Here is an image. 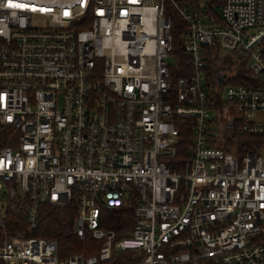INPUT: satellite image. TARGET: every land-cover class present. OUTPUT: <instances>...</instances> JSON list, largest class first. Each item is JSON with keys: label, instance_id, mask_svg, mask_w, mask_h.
Returning <instances> with one entry per match:
<instances>
[{"label": "built area", "instance_id": "obj_1", "mask_svg": "<svg viewBox=\"0 0 264 264\" xmlns=\"http://www.w3.org/2000/svg\"><path fill=\"white\" fill-rule=\"evenodd\" d=\"M172 11L188 58L173 84ZM216 12L201 0H0V264H264V0ZM222 96L239 119H221ZM238 136L260 141L238 154ZM18 197L27 231L40 204L73 203V233L99 248L60 259L54 241L10 231ZM103 208L130 211L129 229L103 228Z\"/></svg>", "mask_w": 264, "mask_h": 264}, {"label": "trees", "instance_id": "obj_2", "mask_svg": "<svg viewBox=\"0 0 264 264\" xmlns=\"http://www.w3.org/2000/svg\"><path fill=\"white\" fill-rule=\"evenodd\" d=\"M198 3L200 0H191ZM205 5L206 13L217 14L216 7H219L223 0H201ZM170 21L171 35L173 39L170 57L173 64H168L171 84L178 78L183 77L188 72V58L185 55L181 40L184 24L181 18L172 11L167 13ZM173 89V88H172ZM215 105L220 109L221 102L215 101ZM176 126L181 130L179 138L177 159L183 158L184 149L187 144L189 127H182L181 121H177ZM245 139V140H244ZM258 138L248 136H238L236 143L239 145V154L248 149H254L259 143ZM230 150V149H229ZM17 207L7 214V227L10 231L17 232L24 230L28 237L52 240L56 243L58 257L64 259L74 253H82L86 256L94 254L99 248V242L86 236L83 239L77 237L72 231V223L77 215V207L72 203L65 207L53 206L48 203L40 204L38 207V227L31 231L26 230L25 212L28 205L26 198L18 197ZM133 219L130 211L124 212L120 209L101 210V226L105 229H113L122 232L129 229ZM195 264H212L208 260H200Z\"/></svg>", "mask_w": 264, "mask_h": 264}, {"label": "rangeland", "instance_id": "obj_3", "mask_svg": "<svg viewBox=\"0 0 264 264\" xmlns=\"http://www.w3.org/2000/svg\"><path fill=\"white\" fill-rule=\"evenodd\" d=\"M217 11H219V7H216L215 8ZM228 56V52L226 51H218V58L219 59H225L227 58ZM173 59L171 57H169L168 59V64H173ZM239 65V68L238 66H236V69H238L243 75L247 76L249 74V68H248V64L247 63H243V62H239L238 63ZM221 102V107H220V112H219V115L221 117L222 120H225V121H233V120H237L240 118V114H239V111H238V107L233 104V103H227L225 102L223 96L220 100ZM211 115L214 116V115H217V113H213L211 112ZM245 140V139H244ZM237 141V138L231 142L230 145H228V148L233 151V152H236L235 148L234 147V143H236ZM239 154V147H237V152ZM3 195L1 196V199H0V215L1 216H4V211L5 209L7 208V203L5 202V200H3ZM11 205V204H10ZM10 205L7 209L8 213L11 212V210L9 209L10 208Z\"/></svg>", "mask_w": 264, "mask_h": 264}, {"label": "snow or ice", "instance_id": "obj_4", "mask_svg": "<svg viewBox=\"0 0 264 264\" xmlns=\"http://www.w3.org/2000/svg\"><path fill=\"white\" fill-rule=\"evenodd\" d=\"M10 7H23V5H18V4H11L9 5Z\"/></svg>", "mask_w": 264, "mask_h": 264}]
</instances>
